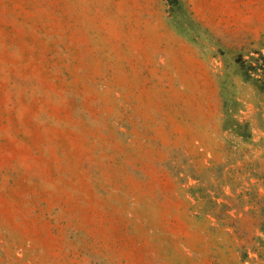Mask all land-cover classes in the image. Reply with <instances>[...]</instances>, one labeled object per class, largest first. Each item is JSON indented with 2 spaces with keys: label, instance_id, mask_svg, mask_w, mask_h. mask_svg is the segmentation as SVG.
<instances>
[{
  "label": "rangeland",
  "instance_id": "obj_1",
  "mask_svg": "<svg viewBox=\"0 0 264 264\" xmlns=\"http://www.w3.org/2000/svg\"><path fill=\"white\" fill-rule=\"evenodd\" d=\"M0 264H264V0H0Z\"/></svg>",
  "mask_w": 264,
  "mask_h": 264
},
{
  "label": "crops",
  "instance_id": "obj_2",
  "mask_svg": "<svg viewBox=\"0 0 264 264\" xmlns=\"http://www.w3.org/2000/svg\"><path fill=\"white\" fill-rule=\"evenodd\" d=\"M185 14H187L188 16V20L190 22V24L188 23L189 25H192L191 24L192 22L195 24L201 25L202 30H205V27L210 25V23L213 21H215L216 24L220 26L222 22L228 23L230 19L229 15L227 13H223L222 11H217L215 14H213L207 10H204L200 7H195V6L186 8ZM233 18H234L233 19L234 22H236V20L238 21L237 15L236 16L233 15ZM251 20L253 21L254 18ZM256 22H257L256 32H257V35H259V32H260L259 18H256ZM188 31H191V28L181 29V32L184 33L185 35H189Z\"/></svg>",
  "mask_w": 264,
  "mask_h": 264
}]
</instances>
